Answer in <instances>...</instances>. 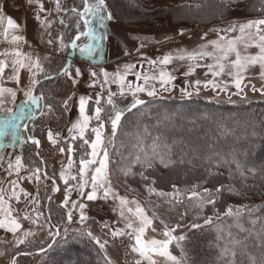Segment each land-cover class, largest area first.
I'll return each mask as SVG.
<instances>
[{
	"label": "rangeland",
	"instance_id": "obj_1",
	"mask_svg": "<svg viewBox=\"0 0 264 264\" xmlns=\"http://www.w3.org/2000/svg\"><path fill=\"white\" fill-rule=\"evenodd\" d=\"M0 1L2 3L3 9L7 10L10 9L17 0ZM112 3L116 6V8L120 9L119 12H117L118 14L120 12L123 13L124 11L128 15L133 11L132 8L129 9L127 6H125V4L123 5L117 0H113ZM67 4L71 5L70 3ZM121 5H123V8ZM61 7L62 6L59 7V10H61ZM4 10H0V17L3 18L2 22H0V38H5L3 33L4 29L7 28V19L9 18V15L7 14L8 12L5 13ZM127 15L124 17L126 18ZM52 18H49V20L52 21ZM261 18H264V13H262L257 18L247 17L241 19L240 22L233 24H236L238 29V25L240 23H245L248 20H256ZM111 21L114 24L110 26V31L111 33L114 32V34L108 37V42L105 40V45L106 42L108 44V56L103 59L102 64L94 65L82 59L77 49L78 55H76L75 53L76 58L72 60V63L68 68L69 71L72 73V79L63 75L62 82H64V88L59 89L57 85H54L52 92L54 100L50 98L51 101H49V103L47 102L46 107L42 106V103L40 104V108L44 111L43 116H41L42 118H44V120H49L57 117L58 107L60 106V104L58 103V98L61 99L60 103H62V106L60 107H62V114L63 112L65 113L67 111L69 119L70 115L75 113V109L79 108V100L81 96H84L86 98L94 97L92 98V100L88 99V112L91 113V111H93V108L96 104V100L99 99L100 104L97 106L102 108L101 117L103 116V121L101 122L103 123L104 127H106L107 122L105 120L110 122L109 117H107L109 107L111 106L107 104L109 93H115V95L112 97L114 104L118 103L119 101L121 102L123 100H127L128 104L130 103V108L133 101V96L131 94V91H129L128 87L124 88L123 95L120 94L121 85L119 81L117 80V82H113V79L117 76V74H122L125 76L124 84L126 86L130 85L132 90H135L137 85L145 88V91L136 94L137 98L143 101L148 99L147 91L153 88L156 90V94H158L157 96L166 95V93H168L171 94V96L175 97H179L181 93L190 91L191 89H210V91H214L215 89H213L211 84H208V86L205 87L208 81H214L215 83H217L220 86L218 87L219 89L227 88L234 91H238L233 83L232 77L228 76L227 74H222L220 76L214 77L209 71L207 65L215 64V60L212 56H207L203 59H199L198 61H196L195 63H198L200 66L196 67L195 71L190 75H185V73L188 72V66L192 64L193 61H180L178 59H173L172 62L168 65H153L149 63L152 60H159L167 54L176 56L177 53L181 51H198L200 50L201 46L205 44L208 45L207 49H205L206 51L212 52L214 55H217L218 53L215 52L213 46L210 44L211 41L219 40L221 36H224L226 40L240 36L238 30L235 32L227 33L221 31L223 29L228 28V24H220L217 26L205 27L201 29H183L173 27L170 22L167 24L162 23L163 27L153 30L145 24H134L132 26H124L117 20L112 19ZM53 22L55 23L53 26L55 28V43H48L44 46V48H40V50H31V58H34L35 60L36 54L38 55L40 64L43 67L44 72H39L37 71V69L33 68L32 71H30V74H28V78H26L25 80V86L23 84V87H20L19 84H10L5 82V79L8 77V75H11V67L9 66L7 69H5V76L3 79H0V85L4 87L13 88L17 91V95L15 103L12 102L11 97L7 94H5L4 97L0 98L4 101L3 104H0V109H3L0 110V119H3L6 115H8L6 111L8 108H12L14 112H18L19 106L25 99L23 91L21 89L26 90V88L30 84V81L33 78L40 80L45 77V74L50 76V73L52 71L50 69V64L52 63V61H55L54 58H63L64 61L65 59H67L66 64L68 61L71 60V57L73 56L72 52L68 54L67 50L64 51V49L60 47V31L62 28V24L57 23V20H55V18ZM90 29L93 28L89 26V31ZM44 34L45 31H43L42 33L41 31L39 32V36L41 39L45 36ZM88 39L89 37H87V40ZM81 41L83 40H80L79 43ZM119 42L122 43V46ZM36 43V41L33 42V44ZM141 45H143V47H141ZM35 46L40 47L38 43ZM238 48L240 49L242 54L255 55L259 51V49L255 47V44L247 48L246 52L242 44H238ZM42 49L50 51L52 53L46 52L48 55L43 54V52L41 51ZM14 50H17L16 47L5 45L4 42H0V60H6L7 62H11V59L13 58L12 53L14 52ZM45 57H47V59H45ZM234 59L235 54L233 53L230 54L228 60L222 62L227 64L229 60ZM126 65H133L134 67L130 71H127V73H125ZM77 68L80 69V76L75 75V70ZM25 70L26 69H21L20 72H24ZM161 70L167 71L173 77L170 83L163 86H161V83L158 78L159 72ZM260 71L261 69L258 65L251 67L244 74L242 86L250 85L247 83H252L260 87L264 85V77H261ZM27 72L28 71L26 70L25 74ZM92 72H95L97 75L93 77L91 75ZM105 72L108 73L107 82H105ZM33 73H36L35 77H33ZM146 76H155L156 78L149 79L147 82H145L144 77ZM73 79L76 81L75 83H73ZM196 81H200V83L197 85ZM36 87L37 85L35 86V88ZM38 89L39 88L37 87V90L35 92L36 95H38ZM252 98H255V100L262 99L261 96H253ZM65 101H67V108H65L64 106ZM48 105H51V108L47 107ZM178 105L179 104L175 103L174 106L171 107L168 105L167 102L164 106L170 109H177L178 114L171 115L172 119H183L184 121V119L187 120L192 118L193 120H191L189 124L179 122L165 127L162 122H154L153 129L156 128V130L161 131L162 128L165 127L164 132L167 133V136L170 141L173 142V144L179 149L178 154L179 152H184L183 150L187 148V144L188 146L194 145V140L191 139L193 137L192 134L194 133L195 135L200 136L202 140V145L205 147L206 151H211L213 147L214 151L217 150V148H215V146H217V144L215 143V139L210 138V136L207 137V131L209 132V130L207 129L209 128L208 126L212 124V122H208L210 124H207L205 123L207 121H202L201 123L198 121H194V117L200 118L203 114L205 115V113L211 111L212 109L199 106V108L201 109L196 110H202L203 114H201V112L198 113L197 111L194 112V110L186 113L184 112V109L186 107L181 106L180 111L178 110ZM194 105L197 106V104ZM214 111L216 112V114L224 113L216 109H214ZM33 112L34 110L32 107V113ZM89 116L91 117V115ZM250 117L251 116H247L245 119H236V122H241V120H246L248 118L250 120ZM24 118H26V120L23 121L21 119L18 121V123L20 124V128L18 130L19 136L17 137L16 141L18 142L20 149H23V151L26 152V154H24L25 156H28L27 158L29 160L30 158H32V156L37 155L40 156V158L45 162L42 163V161H39V164H34L33 161L31 163L25 162L22 153V161L24 163V168L20 170L19 176L17 174L11 173L8 175V178L6 179L4 185L2 187L0 185V189H3L4 197L8 201V204L12 210L13 217L16 218L22 226L15 233L8 232L5 229H0V264H11L14 254L17 252H32L35 250H41L42 248H46V246L51 244L54 238L56 237L50 236L49 232H55L57 229L59 230L60 235L53 243V245L49 248L50 250H47L46 254L42 252L32 257H20L17 259V264H40L41 261L42 263L47 262L48 264H64V256L61 257V255L62 253L66 252L63 251V249L66 247L67 243H63L62 240L72 236L73 234H78L80 232L85 234V232L87 233L89 231L92 232L93 236L99 239L101 243L107 241L105 247L101 250L102 253L112 264H136L137 260L140 261V264H149L146 259L140 257L138 253H135L131 250L132 245L135 243L134 238H129L127 234L116 237H113L111 235V232L113 230H123L125 233L132 231L131 229H128L126 227L127 221L119 215V200H113L111 197L107 201L102 200L99 198L102 195L101 191L97 194V200L88 201L86 195L82 196L76 190L78 180H71L69 176V183L65 185L64 181L60 179V172L62 170L65 171L66 175H78V172H76L74 168L76 167L75 156L77 157L79 155L73 153V143H70L71 137H73L74 135L75 137H79L78 130V134L70 133L69 129L72 128V125H69V120L66 121V123L63 122L57 126H52V124L44 125L43 123L37 124L40 127V130L35 129L37 133V135H35V137L37 136V138L35 139L40 140L41 146L43 145V148L41 147L39 150H37L36 147L32 145L33 143L27 139L30 136L27 131L30 127L35 125V122L33 121L32 123L30 122L28 125H26V122L28 119H30V117L25 116ZM57 120L62 121V116L59 117ZM101 122L96 121L95 118L92 116V119L89 122V126L96 125L97 127L98 124ZM187 125H189L190 127H188ZM89 126L84 134V137L88 138V140H90L91 142L93 141L92 139H94L95 136L91 137L92 134L91 132H89ZM107 127L110 130L112 129V126ZM185 127L188 128L184 129ZM21 129L24 130L23 133L20 132ZM261 129L263 130L262 133H264V125ZM49 131H52L54 135L56 133L59 134L58 136H56L57 143L55 145H53L47 139V133ZM106 133L103 132V147H106L109 153L108 178L111 181L112 188L114 189L115 194L119 197H125L129 202L127 207L125 208V216L133 221L134 227L137 226L139 223L138 220L133 215V213H129L127 211V208L130 207L135 210L136 203H138L145 210L147 216L153 221L152 225L146 229L143 239L149 240L155 238L157 240H164L165 237L162 234L165 230L164 224H167L169 228L175 229L177 228V225H181L177 222H174L172 218L166 217L165 219L163 217H160L163 212H157L155 210V197H151L149 194L142 195L140 192H137L134 189L132 190V188L125 184V182H127L128 184L131 183L130 185L132 186V183L134 182L133 180L130 181L127 178H122L121 176L124 175H122V173L120 172L121 169L119 168L124 165H128L127 167L132 166L131 163L128 162L131 159V151L128 150L124 143L122 145H118L117 143L114 146L115 154L111 157L112 145L111 143H109L110 136L108 137ZM257 134L259 135L260 133L257 132ZM258 135L243 136V139H240L236 136L233 137V142L236 144H242L244 142L251 144L250 141H252L253 143V140H255V137H257ZM21 138H23L24 142H21ZM11 140L12 137L7 134L4 137L0 138V156H2L1 150L6 147L4 145L9 146V142ZM62 140H65L67 142L63 146H61V143H63ZM140 146L141 147L139 152H141L142 156H144L146 153V148L144 144H141ZM69 147L72 148L71 152L68 151ZM60 148H64L65 151L61 153L59 151ZM89 153H91L90 144ZM73 154L75 155L73 156ZM246 156L248 158H255L253 152H250V154ZM88 158L91 159L90 155ZM102 158L103 151L101 150V153L96 157L97 164L91 166V169L93 171L95 167L99 166L98 161ZM115 158V161L118 162L117 165H113V160ZM69 159L73 161L72 167L70 169L68 168ZM40 162L44 166H42ZM148 163H151L150 157H148L143 162V165L147 166ZM0 164H2L5 168L7 167L6 163H4V157L2 160H0ZM37 167L41 169V179L37 181L34 176L32 179H27L28 177L32 176ZM44 167L46 168L45 172ZM44 173H46L47 176L52 177V179H47ZM57 174L59 176V180L55 177V175L57 176ZM90 175L91 172H89L88 177L85 178L90 179ZM13 180L17 181L18 187L16 188V191L17 194L20 196L19 201H17L15 198H9L10 193L13 191V186L11 184V181ZM168 182L169 181L166 180V178H163L161 180V183L168 184ZM53 185H55L56 188L59 187V191H57L55 194H53L55 192L53 190ZM20 188H23L26 192L29 193V195L25 197V195L19 191ZM66 189L71 190L66 191ZM83 191L84 193L91 191L90 183L86 188L83 189ZM65 197H67L69 201L67 207L63 206V201L65 200ZM73 201H75L77 204L84 203L87 205V207L83 210L84 213L88 216L87 220L83 222L80 221L79 208L71 209V203ZM50 202L53 203V206H49ZM113 208H116V211H112ZM69 210L73 212V218L71 221L67 219V212ZM25 216H27L28 219H25ZM161 220L164 221V224H161ZM104 224H107L108 227H103ZM153 229H155V231H153ZM25 232H30L31 234L24 238ZM20 239H24L23 244L18 242ZM98 246L100 247L99 244ZM84 249L85 252L90 253L91 255L88 256L89 254L86 255V253L84 256H82L81 260L84 262V264H101L97 259L94 258L95 256L92 255V251L88 249L87 246H85ZM211 249L215 248L211 246ZM169 250L171 251L172 255L176 256L178 260L182 261V264H189L184 256V251H182V247L180 248L176 246L174 248L172 247V245H170ZM149 255H152L153 259L156 261V264H172L171 261H168L166 258L161 257L159 255L152 253H149ZM71 258H73V256H71Z\"/></svg>",
	"mask_w": 264,
	"mask_h": 264
},
{
	"label": "trees",
	"instance_id": "obj_2",
	"mask_svg": "<svg viewBox=\"0 0 264 264\" xmlns=\"http://www.w3.org/2000/svg\"><path fill=\"white\" fill-rule=\"evenodd\" d=\"M112 1L106 0V3L110 5L108 11L113 12L114 20L124 26L145 24L153 30L170 22L173 27L183 29H201L220 24L229 25L240 22L243 18H257L264 13L261 10L262 0H117L129 9L132 8V13L128 15L124 11L118 14L119 10ZM94 2L95 0H88L89 4ZM60 6H62L60 10L62 13L60 37L67 45V47H60L64 51L67 50L69 54L71 52L69 43L74 37L85 31L83 21L79 20L76 14L77 12H83V0H61ZM73 9L76 11H73ZM78 22L79 28L77 27ZM81 40H83L81 42H85L87 38ZM76 55H78V51H76ZM54 60L50 64L52 70L50 75L56 74L55 78L43 81L41 79L39 80L40 85H38V95L43 94L44 97L40 104L42 103V106L45 107L47 102L51 101L50 98L54 100L52 95L53 86L57 85L59 89L64 88L63 75L57 76V72L62 70L67 59L64 61L63 58H54ZM247 84L250 85L242 86L243 92L238 95L236 94L238 91L227 88L225 91H221L219 88H215L214 91H210V89H191L181 93L179 97L171 96L168 93L166 95L148 96L144 104L138 105L136 108H129L130 103L128 104L127 100L119 101L115 105L123 110V115L115 135L113 136L112 130L108 129L107 126L111 127V122L107 120H105L107 126L102 129V132H107V136H110L111 157L115 154L114 146L117 143L118 145L124 143L131 151V159L128 162L132 166L127 167L128 165H124L119 168L121 170L131 169L127 176L124 175L123 171H120L124 175L121 176L122 178L134 182L131 186V183L128 184L124 181L127 186L142 195L149 194V186L155 188L157 192L172 194L164 197L155 193L149 195L156 199L155 210L163 212L160 217L172 218L174 222L181 225L176 228L174 235H184L186 237L179 244L189 264H222L220 253L222 247L228 241L229 232L233 238L241 240L243 243L235 246L236 256L234 258L228 256L225 259H234L235 264H250L249 258H253L256 264L264 262V246H262L264 245V133L261 129L264 125V91H262L264 85L260 87L252 83ZM253 88L256 90L253 91ZM186 93H191V95ZM253 96H261L262 99L255 100V98H252ZM58 99V103L62 106L61 99ZM167 102L171 107L175 103L179 104L178 110L181 106H185L184 112L186 113L201 109L199 106L212 109L205 115L202 110L197 111L203 115L200 118L194 117V121L200 123L207 121L205 122L207 124L212 122L207 129L209 130V132L207 131V137L210 136V138L215 139L217 150L214 151L213 147L211 151H206L200 136L195 135L193 132L191 139L194 140V145L188 146L187 144V148L183 150L184 152L178 154V147L170 141L164 129L174 123L184 122L189 124L193 119H184V121L183 119H172L171 115L178 114V111L175 108L165 107L164 105ZM194 104H197V106ZM60 106L58 107L57 117L49 120H44L41 117L44 111L39 107L38 112L31 121V123L34 121L35 125L28 129V134L37 138V136L35 137L37 135L35 129L40 130L37 124L57 126L63 122L66 123L69 120L68 112L62 114V107ZM214 109L224 113L216 114ZM111 114L112 106L109 107L108 115H106L109 117ZM61 116L62 121L57 120ZM247 116H251L250 120L248 118L236 122V119H245ZM102 118L103 116L101 121H103ZM22 120L24 121L26 118H22ZM154 122H162L165 127L161 131L156 130V128L153 129ZM89 127L91 137H94L95 134L92 132V128H95L96 125H90ZM20 132L23 133L24 130L21 129ZM257 132L260 134L258 135ZM247 135L258 136L255 137L253 143L250 141L251 144L246 142L236 144L233 142V137L237 136L243 139V136ZM84 139L88 140L86 137ZM62 142L61 146L67 143L65 140H62ZM70 143H73V153L80 156H75L76 167L74 170L78 172L80 160L84 157L85 150L89 153V145H83V140L80 137L75 139L71 137ZM141 144H144L146 148L144 156L139 152ZM32 145L37 149L36 145ZM41 147L43 148V145ZM250 152L254 153L255 158L246 156ZM24 153L26 154V152L23 151L25 162L31 163L33 161L34 164H39V161L45 162L37 155L32 156L29 160ZM137 157H139V160H137ZM148 157L151 159V168L148 165H143ZM161 158L168 164V167H164ZM115 160L116 158L113 160V165L118 164ZM236 162L242 166L240 169H237ZM42 163L40 162V164ZM42 166L44 165L42 164ZM140 173H143L148 179L144 180ZM55 177L59 180L58 174ZM163 178L169 181L168 184L161 183ZM153 181L155 182L153 183ZM173 185H175V188H173ZM220 185L230 188L231 191L222 189L221 194L216 197L215 206L205 204L201 208L199 198H191L193 186H195L196 191L204 195V188L215 189ZM177 191L179 195H176ZM237 192L239 195L235 194ZM245 205L254 210L251 213L242 212L239 217L224 215L228 207L235 209ZM49 206H53V203L50 202ZM216 213H220L219 219H217ZM207 217L212 218V224L204 223ZM193 223L199 224L200 227L192 228ZM62 242L67 243L63 249L66 252L61 255V257L64 256V264H84L81 259L87 253L84 251L85 246L92 251L94 258L101 264H112L102 253L98 244L86 235V232L85 234L81 232L73 234L62 240ZM176 243V241H173L172 247L175 248ZM211 246L215 249H211ZM36 251L38 250L32 252L20 251L15 253L13 258L18 254L20 255L14 259L17 264L18 258L35 256L38 254ZM43 253L46 254L47 250ZM86 255L91 256L90 253ZM40 264L48 263H42L41 261Z\"/></svg>",
	"mask_w": 264,
	"mask_h": 264
},
{
	"label": "snow or ice",
	"instance_id": "obj_3",
	"mask_svg": "<svg viewBox=\"0 0 264 264\" xmlns=\"http://www.w3.org/2000/svg\"><path fill=\"white\" fill-rule=\"evenodd\" d=\"M59 0H57L56 7L59 8ZM110 5L106 3V0H95L94 3L89 4L88 0H83V12H77V16L79 17V20L83 21V24L85 27H87L90 23L88 19H86V16H91L94 20L100 22L101 27L104 26L103 21L105 19V16L108 20H112L114 18L113 12L108 11ZM262 11H264V0H262ZM40 11H43V6L40 5ZM73 11H76L73 9ZM37 19L39 17L37 16ZM3 18L0 17V22H2ZM79 22L77 23V27L79 28ZM17 25L14 23L12 18L7 19V28L4 29V36L7 38L8 35V29L16 28ZM239 31L240 36L233 38V39H225L224 36H221L219 40L211 41L210 44L213 46L214 50L217 55H214L212 52H208L205 49H207L208 45H202L200 50L193 51V52H184L181 51L177 53L176 56H173L171 54L164 55L159 60H152L149 63L156 65H168L172 62L173 59H178L180 61L189 60L193 61L192 64L188 66V72L185 73V75H190L195 71L196 67H199L200 65L198 63H195L199 59H203L207 56H212L215 60V64H209L207 65L209 71L212 73L214 77L220 76L222 74H227L228 76L233 78V83L238 90L236 93L237 95L243 92L242 83L244 80V74L253 66H259L261 69L260 75L261 77H264V18L256 19V20H248L245 23H240L238 25L236 24H229L228 28L223 29L221 31L227 32H235ZM88 36L90 39H98V37L94 36L91 31L89 32H81L79 35L75 37L74 40L71 41V47L73 49L77 48L78 45L76 43L77 40L80 39V36ZM22 39L20 36H12V42H16ZM49 43H52L51 40H49ZM238 44H242L243 48L246 52L247 48L253 46L255 44V47L259 49L258 53L255 55H249V54H242L240 49L238 48ZM61 47H67V45L64 44L63 39H61ZM94 45L89 43L85 44L82 47H80V52L86 55H92L94 52ZM143 47V45H141ZM235 54L234 60H229L227 64L223 63L222 61L228 60L230 54ZM7 55V54H5ZM12 59L9 65V62L6 60H0V79H3L5 76V69H7L9 66H11V75L7 77L9 80H13L16 83H19L20 79V70L21 69H27L28 71H32L33 68L37 69L39 72H44L43 67L40 64L39 58H37L35 61L31 59L30 56L26 57L24 54H22L19 50H14L12 53ZM47 59V57H45ZM25 60L28 61V63H25ZM134 66L133 65H126L125 66V73L127 71H130ZM227 69V71H226ZM36 73H33V77H35ZM64 75L66 77H69L72 79V73L69 71L67 67L62 68L60 72H57V76ZM75 75L80 76L81 72L80 69L77 68L75 70ZM91 75L95 77L97 74L95 72H92ZM105 76V82L108 80V73H104ZM156 77H144L145 82H147L149 79H155ZM159 81L161 83V86L166 85L171 82L173 77L164 70H161L159 72ZM45 79H50V77L45 74ZM125 76L122 74H117V76L113 79V82L119 81L121 85V95L124 94V88L128 87L129 91H131V94L133 96V101L131 104L132 108H136L138 105L144 104V101L137 98L136 94L139 92L145 91L144 87H141L139 85L136 86L135 90L131 89V86H126L124 84ZM76 81L73 79V83ZM200 81H196V84L198 85ZM39 84V80L33 78L30 81L29 86L25 89H21L23 91V95L25 99L23 100L22 104L19 106L18 112H14L12 108H8L6 111L8 115H6L3 119H0V138L4 137L6 134L10 135L12 137V140L9 142V146L15 144L17 137L19 136V128L20 124L18 123L19 120L24 118L25 116H31L32 114V107H40V101L44 99L43 94L36 95L33 92V89L35 86ZM208 84H211L213 89L220 87L217 83L214 81H208V83L205 85V87L208 86ZM167 90V89H165ZM221 91H225L226 88H220ZM256 89L253 88V91ZM264 91V89H262ZM5 94L11 97V100L13 103L16 101V95L17 91L10 87H4L0 85V98L4 97ZM187 95H191V93H186ZM115 95V93H109V97L107 99V104L112 106V114L109 116V120L111 122L112 126V135L114 136L116 133L117 126L119 125L123 110L117 108V106L114 104L112 97ZM148 96H155L156 90L150 89L147 91ZM88 99L84 96L80 97L79 100V116L80 119H78L75 123H73L72 128L69 129V131L78 130L79 137L83 140V145H89L91 147V153L89 154L87 150H85L84 157L80 160V167L78 169V175H66L65 171L62 170L60 172V179H62L67 185L69 183V176L71 180H78V184L76 187V190L80 195H86V198L88 201H95L98 199V192L102 191V195L99 197L102 200L107 201L110 197L113 200H119V215L124 218L127 221L126 227L128 229H131V232L125 233L123 230H113L111 232V235L113 237L116 236H123L127 234L129 238H134L135 243L132 245V251L135 253H138L140 257L146 259L149 264H156V261L153 259L152 255H149V253L159 255L161 257L166 258L168 261H171L172 264H182L181 260H178L176 256L172 255L171 251L169 250V246L172 244L173 241H176V246L180 247L179 242L184 241L186 237L184 235L176 236L174 235L176 229L175 228H169L167 224H164V221L161 220V224H164V231L163 236L165 237L164 240H157L155 238L145 240L143 239L145 235V231L147 228H149L152 225V219H150L145 210L136 202L135 210L132 208H127V211L129 213H133V215L138 220V225L133 226V221L125 216V208L128 205V200L125 197H119L115 194L114 189L112 188L111 181L109 180V171H108V156L109 153L107 151L106 147H103L104 141H103V132L102 129L104 127L103 123H99L97 127L92 128V132L95 134V139L93 141H89L84 139V134L86 130L88 129L89 122L92 119L89 115L86 114V105L88 104ZM3 99H0V104H3ZM96 104H100V100H96ZM65 108H67V101L64 102ZM47 107L51 108V105H48ZM3 110V109H0ZM101 107L95 108V115L94 118L96 121H101ZM59 134L56 133L53 134L52 131H49L47 133V139L55 145L57 143L56 136ZM76 137L73 136V139ZM29 141H31L34 145L39 146V141L36 140L34 137L29 136L27 138ZM21 142L23 141V138H21ZM111 143V140L109 141ZM82 145V146H83ZM100 150L103 151V158L98 161L99 166L95 167L94 171L91 169L92 165L97 164L96 157L100 154ZM59 151L63 153L65 151L64 148H60ZM68 151L71 152L72 148L69 147ZM91 156V159L87 158L88 156ZM3 157L0 156V160H2ZM137 160H139V157H137ZM161 163L164 165V167H168V164L163 161L161 158ZM73 161L69 159L68 162V168L70 169L72 167ZM237 169H240L242 166L236 162ZM148 167L151 168L152 164L148 163ZM24 168V163L22 161V158L20 156L15 157V161H9L8 163V171L9 174H11V171H15L17 175L19 176L20 170ZM123 171L124 175L127 176L131 169L127 170H121ZM251 171V169H249ZM89 172H91L90 179H86L85 177H88ZM209 174L211 175V171L209 170ZM45 177L47 179H52V177L47 176L46 173H44ZM142 178L144 180H147L148 177L145 176L143 173H140ZM34 178L39 181L41 179V169L36 168L32 176L28 177L27 179ZM155 181H153L154 183ZM207 182V181H205ZM91 185V191L84 193L83 189L86 188L88 185ZM11 184L13 186V191L10 193L9 198H15L17 201H19L20 196L17 194L16 188L18 187L17 181L13 180L11 181ZM173 188H175V185H173ZM222 189L224 191H231L230 188H225L224 185H220L219 187H216L215 189L210 188H204L203 193L204 195H201L200 192L196 191L195 186H193L191 190V198H199V205L201 208L205 204H210L215 206L216 204V197L221 194ZM54 191H59L58 188L53 185ZM71 189H66V191H70ZM19 191L27 197L29 195L28 192H26L23 188H20ZM149 194H157L161 197L164 196H170L172 194L165 193V192H157V190L151 186L148 187ZM236 195H239V193H235ZM176 195H179V192H176ZM50 199V198H49ZM69 201L68 198L65 197V200L63 201V206L67 207ZM87 207L84 203L77 204L75 201L71 203V209H80V221L83 222L88 219V216L84 213V209ZM254 209L251 207H248L247 205L243 207H236L235 209L232 207H228L226 212L224 213L225 216L229 217H239L242 212L251 213ZM112 211H116V208H113ZM217 219L220 217V213H216ZM25 219H28L27 216L24 217ZM73 218V212L69 210L67 212V219L71 221ZM205 224H212V218L207 217L204 220ZM21 224L18 222L16 218L13 217L12 210L8 204V201L5 199L3 194V189H0V229H5L8 232L15 233L21 228ZM103 227L107 228L108 225L104 224ZM179 227V225H177ZM192 228H198L200 227L199 224L193 223L191 225ZM155 231V229H153ZM243 231V229H242ZM30 232L24 233V238H26L28 235H30ZM50 236H58L60 235L59 230L57 229L55 232H49ZM86 235L95 240L96 243L100 245V248L103 249L105 247L104 243H101L99 239H97L95 236H93L92 232H87ZM228 241L227 243L222 247L220 258L222 260V264H235L234 259H225V257L236 256L235 246L241 245L243 242L241 240L235 239L232 237V234L228 233ZM19 243L23 244L24 239H20L18 241ZM52 245L49 244L48 247H51ZM264 246V245H262ZM41 251H44L42 248ZM183 251V249H182ZM250 259V264H256V261L253 258ZM12 264H16V261L13 260ZM136 264H140V261L137 260ZM261 264H264V262H261Z\"/></svg>",
	"mask_w": 264,
	"mask_h": 264
},
{
	"label": "crops",
	"instance_id": "obj_4",
	"mask_svg": "<svg viewBox=\"0 0 264 264\" xmlns=\"http://www.w3.org/2000/svg\"><path fill=\"white\" fill-rule=\"evenodd\" d=\"M59 0V5H60ZM20 5V6H19ZM40 5L43 6V11H40ZM60 7V6H59ZM54 8V2L53 0H17L10 9L4 10L2 7V3L0 1V10H4V12H8L9 18H12L14 23L17 25L16 28L8 29V35L7 38H0V42H4L5 45H10L12 47H16L17 50H19L24 56L28 57L32 55L31 50H40V48H44L46 44L49 43V40H51L53 43H55V28L54 26V18L57 20V23L62 24V13L58 9L56 12H53ZM37 16L39 19H37ZM54 17V18H52ZM88 20L90 21L89 25L91 28L90 31L93 33L94 36L98 37V39H88L85 42H81L79 46L77 47L80 56L82 59L94 64V65H100L103 63V59H105L106 56H108V44L107 40L109 36H112L114 34L110 31V26L113 25L111 20H108L105 16V19L103 21L104 26L101 27L100 22L94 20L91 16H88ZM49 18H52V21L49 20ZM113 28V26H112ZM41 33L45 31V36L41 39L39 36V32ZM20 36L22 39L16 42H12V36ZM105 40L106 45H105ZM121 40V39H120ZM36 41L40 47L35 46L36 44H33V42ZM122 41V40H121ZM93 44L94 52L92 55H86L80 52V47H82L85 44ZM122 46V43L119 42ZM43 54L48 55L47 53H52L50 51L41 50ZM47 52V53H46ZM39 58L36 54V59ZM33 61L34 58H31ZM118 59V58H115ZM114 59V60H115ZM83 60V61H84ZM25 63H28L27 60H25ZM10 65V62H9ZM11 67V66H10ZM26 69V68H25ZM27 70V69H26ZM25 70V71H26ZM24 72H20V79L19 83H16L13 80L5 79L6 83L10 84H19L20 87L25 86V80L28 78V74H30V71H28L26 74ZM9 76V75H8ZM41 80V79H40ZM94 97H89V99L92 100ZM98 107L97 104H95V107L93 108V111L88 112L87 105H86V114L91 115V117L95 115V108ZM93 114V115H92ZM78 119H80L79 116V108L75 109V113L70 115L69 118V125H73ZM71 128V126H70ZM72 134H78L77 130H73L70 132ZM75 136V135H74ZM4 149L1 150L2 157H4V163H6L7 167L5 168L2 164H0L1 168V174H0V185L1 187L4 185L6 179L8 178L9 171L8 169V163L9 161L14 162L16 156H20L22 158L23 149L21 150L19 147L18 142L16 141L15 144L11 146L4 145ZM101 153V150H100ZM91 157V156H90ZM12 174H17L14 170L11 171Z\"/></svg>",
	"mask_w": 264,
	"mask_h": 264
},
{
	"label": "water",
	"instance_id": "obj_5",
	"mask_svg": "<svg viewBox=\"0 0 264 264\" xmlns=\"http://www.w3.org/2000/svg\"><path fill=\"white\" fill-rule=\"evenodd\" d=\"M53 2H54V8H53V12H56L57 10H58V8L56 7V3H57V0H53ZM84 32H89V25L87 26V27H85V31ZM88 36H80V39L79 40H77L76 41V43H77V45L79 46V41L81 40V39H83V38H87ZM74 39H75V37H74ZM73 39V40H74ZM69 47H70V49H71V52H72V54H73V56L71 57V60L70 61H68L67 62V64L64 66V67H67V68H69L70 67V65H71V63H72V60L73 59H75V53H76V51H77V48H75V49H73L72 47H71V42L69 43ZM63 67V68H64ZM53 77H55L54 75H52V76H50V78H53ZM42 80H45V79H42ZM37 87H38V84H37ZM37 87L36 88H34L33 89V92H34V94H36L35 92H36V90H37ZM37 107H33V110H34V112L31 114V116H30V119H28L27 120V122H26V125H28L32 120H33V118L35 117V113H36V111H37ZM25 125V126H26ZM26 128V127H25ZM40 143H39V146H37V150H39L40 148H41V141L40 140H38ZM46 171V168L44 167V172ZM58 189H59V187H58ZM57 191H55L53 194H55ZM59 237V235L58 236H56L55 238H54V240L52 241V243H51V245H53V243L56 241V239ZM50 247H46V248H44V251H41V250H38V251H36L38 254H40V253H42V252H45L46 250H48Z\"/></svg>",
	"mask_w": 264,
	"mask_h": 264
},
{
	"label": "flooded vegetation",
	"instance_id": "obj_6",
	"mask_svg": "<svg viewBox=\"0 0 264 264\" xmlns=\"http://www.w3.org/2000/svg\"><path fill=\"white\" fill-rule=\"evenodd\" d=\"M53 75L56 76V74H53ZM50 76H52V75H50ZM50 76H49V77H50ZM53 78H55V77H53ZM53 78H50V79H53ZM43 79H45V77H44ZM45 80H46V79H45ZM47 80H48V79H47ZM41 81H43V80H41ZM38 85H40V82H39ZM37 111H38V109H37ZM37 111H36V112H37ZM35 115H36V113H35ZM26 254H28V253H26ZM17 256H20V255H19V254L16 255V256L13 258V260L16 259Z\"/></svg>",
	"mask_w": 264,
	"mask_h": 264
},
{
	"label": "bare ground",
	"instance_id": "obj_7",
	"mask_svg": "<svg viewBox=\"0 0 264 264\" xmlns=\"http://www.w3.org/2000/svg\"><path fill=\"white\" fill-rule=\"evenodd\" d=\"M122 6V8H123V5H121ZM118 9V8H117ZM118 10H120V9H118ZM119 12V11H118Z\"/></svg>",
	"mask_w": 264,
	"mask_h": 264
}]
</instances>
